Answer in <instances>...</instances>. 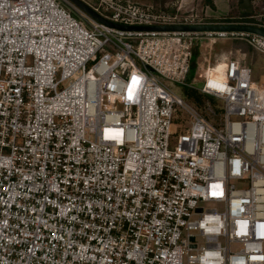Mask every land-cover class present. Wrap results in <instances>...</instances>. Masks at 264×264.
Returning a JSON list of instances; mask_svg holds the SVG:
<instances>
[{"label":"built area","instance_id":"built-area-1","mask_svg":"<svg viewBox=\"0 0 264 264\" xmlns=\"http://www.w3.org/2000/svg\"><path fill=\"white\" fill-rule=\"evenodd\" d=\"M79 1L125 27L214 24L184 0ZM227 36L264 55L257 35L0 0V264H264V84L232 56L222 89L187 82L193 46ZM175 85L220 101L217 124Z\"/></svg>","mask_w":264,"mask_h":264},{"label":"rangeland","instance_id":"rangeland-1","mask_svg":"<svg viewBox=\"0 0 264 264\" xmlns=\"http://www.w3.org/2000/svg\"><path fill=\"white\" fill-rule=\"evenodd\" d=\"M141 4L154 5L164 9L166 5L171 4L177 0H134ZM190 3L197 14L203 15V10L201 9V3L205 0H184ZM186 2V3H187ZM257 10V9H256ZM258 11L251 12L249 16L244 17L243 19H238V14L236 10H233L229 16L225 17L222 20L213 21L208 17H204L206 22L216 23V24H241V23H252L256 22L257 19H260V23L264 25V18H258ZM262 16V15H261ZM248 17H253L248 19ZM235 57L239 60H242L246 66H248L252 71V77L254 82H261L264 84V55L255 51L246 40L239 36H227L219 41H216L214 44L209 41H202L193 46V57L191 63L190 75L187 79V82L197 78L196 87L200 85L203 74L210 65L208 69V81L209 85L212 87L220 88L218 83H216L214 78H210V70L213 69H223L225 65L226 58ZM223 65V66H222ZM219 67V68H218ZM221 73V70H220ZM219 73V75H220ZM174 92L177 96L183 99L188 104L195 107L205 118V105H209L216 113V118L213 121L217 124L218 119L222 113V103L220 101L213 100L208 97L202 96L197 90L175 85Z\"/></svg>","mask_w":264,"mask_h":264},{"label":"water","instance_id":"water-1","mask_svg":"<svg viewBox=\"0 0 264 264\" xmlns=\"http://www.w3.org/2000/svg\"><path fill=\"white\" fill-rule=\"evenodd\" d=\"M84 13L89 15L95 21L110 26L121 31H181V32H222V33H245L264 37V30L251 25L241 24H207L202 26H184V27H125L112 24L90 10L79 0H68ZM239 9L245 14L252 11L251 1L242 0Z\"/></svg>","mask_w":264,"mask_h":264},{"label":"crops","instance_id":"crops-1","mask_svg":"<svg viewBox=\"0 0 264 264\" xmlns=\"http://www.w3.org/2000/svg\"><path fill=\"white\" fill-rule=\"evenodd\" d=\"M251 1V12L258 11L259 15L264 18V0H250ZM242 0H205L201 3V9L205 15L213 21L222 20L229 14L236 10L238 19H242L241 10L239 9ZM257 9V10H256ZM261 83V82H260Z\"/></svg>","mask_w":264,"mask_h":264},{"label":"bare ground","instance_id":"bare-ground-1","mask_svg":"<svg viewBox=\"0 0 264 264\" xmlns=\"http://www.w3.org/2000/svg\"><path fill=\"white\" fill-rule=\"evenodd\" d=\"M223 66V65H222ZM209 67H210V65H209ZM209 67H208V69H209ZM225 67V66H224ZM224 67H223V69H213V70H210V78H214L215 80V82L216 83H218V85H219V89H222L223 88V85H222V83H223V81H224V74H223V71H224ZM219 68V67H218ZM208 69H206V71H207V74H208ZM220 70H221V73H220ZM219 73H220V75H219ZM208 84H209V81H208Z\"/></svg>","mask_w":264,"mask_h":264},{"label":"trees","instance_id":"trees-1","mask_svg":"<svg viewBox=\"0 0 264 264\" xmlns=\"http://www.w3.org/2000/svg\"><path fill=\"white\" fill-rule=\"evenodd\" d=\"M241 14H242V17H247V16H249V14H245L244 12H241Z\"/></svg>","mask_w":264,"mask_h":264}]
</instances>
